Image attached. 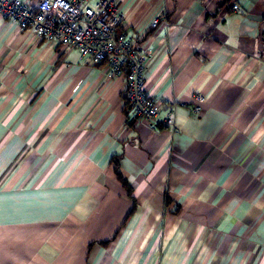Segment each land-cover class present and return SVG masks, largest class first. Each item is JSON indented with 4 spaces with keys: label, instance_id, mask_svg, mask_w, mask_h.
<instances>
[{
    "label": "crops",
    "instance_id": "crops-1",
    "mask_svg": "<svg viewBox=\"0 0 264 264\" xmlns=\"http://www.w3.org/2000/svg\"><path fill=\"white\" fill-rule=\"evenodd\" d=\"M118 6L177 130L0 17V264H264V0Z\"/></svg>",
    "mask_w": 264,
    "mask_h": 264
},
{
    "label": "built area",
    "instance_id": "built-area-1",
    "mask_svg": "<svg viewBox=\"0 0 264 264\" xmlns=\"http://www.w3.org/2000/svg\"><path fill=\"white\" fill-rule=\"evenodd\" d=\"M237 10L236 7H233ZM0 17L45 42L79 51L93 64L103 63L110 77L126 81L125 100L133 120L176 132L174 103L161 104L144 89L146 55L136 48L122 29L118 0H0ZM163 14L151 27L157 28ZM163 26L168 22L163 20ZM190 111L200 114L205 98L195 96Z\"/></svg>",
    "mask_w": 264,
    "mask_h": 264
},
{
    "label": "trees",
    "instance_id": "trees-1",
    "mask_svg": "<svg viewBox=\"0 0 264 264\" xmlns=\"http://www.w3.org/2000/svg\"><path fill=\"white\" fill-rule=\"evenodd\" d=\"M123 184L125 185V183L123 182Z\"/></svg>",
    "mask_w": 264,
    "mask_h": 264
}]
</instances>
